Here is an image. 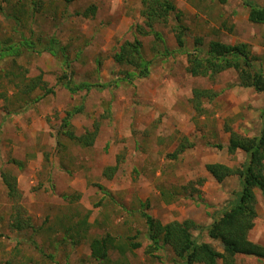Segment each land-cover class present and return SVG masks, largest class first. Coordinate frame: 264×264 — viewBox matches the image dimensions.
Here are the masks:
<instances>
[{
    "label": "rangeland",
    "instance_id": "1",
    "mask_svg": "<svg viewBox=\"0 0 264 264\" xmlns=\"http://www.w3.org/2000/svg\"><path fill=\"white\" fill-rule=\"evenodd\" d=\"M171 1L167 21L140 35L137 26L149 31L142 0H0V44L18 49L0 57V264H179L168 246L156 249L147 239L143 213L162 224L190 219L192 238L221 251L207 227L240 182L235 175L217 182L205 165L238 167L246 160L241 151H227L228 138L231 131L243 137L264 131V93L239 86L233 69L192 76L188 59L203 57L210 41L245 43L264 75V25L248 21L242 0ZM90 6L94 15L83 16ZM51 38L54 54L46 49ZM135 39L148 62L145 77L113 59ZM37 75L53 93L34 102L43 91L24 92ZM65 76L75 92L65 88ZM82 84L95 86L77 88ZM197 91L205 93L197 99ZM78 106L82 112L69 127L76 135L96 127L89 147L60 127ZM113 166L109 177L104 171ZM5 174L16 184L13 197ZM255 195L248 239L264 247V198ZM15 221L27 224L17 231ZM106 235L114 246L105 259H93L90 241ZM235 260L264 264L254 256Z\"/></svg>",
    "mask_w": 264,
    "mask_h": 264
},
{
    "label": "trees",
    "instance_id": "2",
    "mask_svg": "<svg viewBox=\"0 0 264 264\" xmlns=\"http://www.w3.org/2000/svg\"><path fill=\"white\" fill-rule=\"evenodd\" d=\"M225 3L227 0H218ZM8 3L9 0H3ZM35 2L33 1V4ZM243 5L248 9V21L254 24L264 25V5H258L251 0H242ZM143 7L140 15L144 20V24L149 31L145 32L143 27L137 26L140 35L153 32L152 26L156 23H165L171 11L175 7L171 0H142ZM0 10L3 7L0 5ZM95 7H88L82 15L85 17L93 16ZM182 33L178 34V44L180 48L183 46ZM157 36V39L160 38ZM46 49L51 54L55 53L57 42L55 38L48 39ZM28 48H34L33 43H20ZM42 47L41 43H38ZM141 43L135 41L124 42L119 51L113 55L114 62L119 65L131 66L137 68L140 77H145L148 72V62H146L140 53ZM196 52L199 47L195 48ZM18 52L14 46H2L0 44V57L15 54ZM253 56L249 46L245 43H236L232 45L224 44L219 41H210L207 44L206 54L203 57L198 55H189L187 71L192 76H211L227 69H233L237 74V83L241 87L252 88L255 92L264 93V75L254 68ZM126 77H130L129 71H125ZM64 86L70 92H75L76 88L70 87L71 79L65 76ZM114 82H110L104 87H111ZM95 86V85H93ZM92 85L82 84L77 88L90 90ZM36 88L42 90L41 95L34 97L33 101H37L43 96L53 93L51 88H47L42 81L40 75L29 79L25 85V95L32 93ZM205 91H197L195 98L199 99ZM82 112V107L78 106L66 112L61 120V128L63 134L68 139L81 146H91L97 134V128L91 132L86 131L81 135H76L71 130L70 120L75 114ZM227 151L234 153L241 151L246 155V160L238 167H229L219 163H208L205 170L217 182H221L227 177L238 176L240 182V191L236 197L216 216L207 227V234L211 240L217 241L221 246V251H217L210 244L200 242L197 243L192 238L191 230L195 228V223L190 219L181 222L172 221L166 224L160 223L152 218L149 214L143 213L146 225L148 227L147 239L152 242L154 248L168 246L174 254L179 264H236V257L239 255L254 256L260 260H264V247L251 242L248 239V233L254 226V220L257 216V200L255 192L259 191L264 198V131L255 137H243L234 132H230L227 144ZM16 162V161H13ZM18 164V163H17ZM116 170V166L107 167L104 171L110 177ZM2 180L7 187L8 196L13 197L17 194L16 184L14 180L6 174ZM27 223L21 225L15 221L13 228L20 231ZM113 238L109 235L101 238H93L89 243L90 256L93 259L100 260L107 257V251L112 248ZM138 243L132 247L136 248ZM4 264H10L6 261Z\"/></svg>",
    "mask_w": 264,
    "mask_h": 264
},
{
    "label": "crops",
    "instance_id": "3",
    "mask_svg": "<svg viewBox=\"0 0 264 264\" xmlns=\"http://www.w3.org/2000/svg\"><path fill=\"white\" fill-rule=\"evenodd\" d=\"M90 17V16H89Z\"/></svg>",
    "mask_w": 264,
    "mask_h": 264
}]
</instances>
